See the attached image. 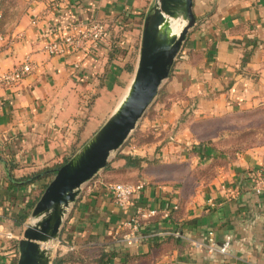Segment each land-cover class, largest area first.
I'll use <instances>...</instances> for the list:
<instances>
[{"label": "crops", "instance_id": "0c3cea01", "mask_svg": "<svg viewBox=\"0 0 264 264\" xmlns=\"http://www.w3.org/2000/svg\"><path fill=\"white\" fill-rule=\"evenodd\" d=\"M150 4L0 0V73L26 60L34 66L0 90V264H18L47 180L31 178L55 172L101 129L100 105L128 94ZM193 10L196 25L137 126L147 138L135 139V163L115 151L69 206L58 240L70 248L98 242L118 252L113 263L138 254L146 264H264V195L253 179L264 164V0H194ZM92 23L109 28L98 47L45 50L72 26ZM108 183L143 188L121 208ZM150 209L158 215L148 217ZM140 210V241L129 246L126 223ZM211 231L217 246L230 242L226 253L209 251Z\"/></svg>", "mask_w": 264, "mask_h": 264}, {"label": "water", "instance_id": "95a60500", "mask_svg": "<svg viewBox=\"0 0 264 264\" xmlns=\"http://www.w3.org/2000/svg\"><path fill=\"white\" fill-rule=\"evenodd\" d=\"M193 7L194 0H156L144 22L140 60L128 94L101 129L55 170L34 207L35 222L19 242L18 264L53 263L51 248L44 245L57 242L67 210L82 186L107 166L111 154L124 145L154 102L188 33L196 25ZM173 19L187 22L179 35L172 30Z\"/></svg>", "mask_w": 264, "mask_h": 264}, {"label": "built area", "instance_id": "2783aa9c", "mask_svg": "<svg viewBox=\"0 0 264 264\" xmlns=\"http://www.w3.org/2000/svg\"><path fill=\"white\" fill-rule=\"evenodd\" d=\"M109 36L108 27L103 23H92L89 25L76 24L72 26L71 30L62 36L59 40L49 42L45 45V50L53 55L63 54L69 48H81L84 47L88 42L93 47H98L99 43ZM34 70L33 63L30 60H26L20 65H16L12 68L7 69L0 73V90L4 88H11L21 81H23L28 75ZM123 153L130 154L133 147H120ZM96 177V176H95ZM254 192L257 195H264V164L255 175H254ZM106 188L112 193L115 203L121 208H126L132 205L133 196L136 190L142 189L143 184L133 185L128 183H108ZM159 211L157 209H150L147 212V216H157ZM163 215L168 218L171 214L170 209H164ZM142 211H138L127 223L130 233L124 236V240L129 246H134L140 241V237L137 236L136 232L140 226V220ZM9 238H12V234H7ZM176 236H181L176 233ZM230 242L224 243L222 246H217L215 241L214 232L209 233L208 249L210 252L226 253L229 249ZM72 250L76 249L71 247Z\"/></svg>", "mask_w": 264, "mask_h": 264}, {"label": "rangeland", "instance_id": "374dc122", "mask_svg": "<svg viewBox=\"0 0 264 264\" xmlns=\"http://www.w3.org/2000/svg\"><path fill=\"white\" fill-rule=\"evenodd\" d=\"M154 2L155 0H151V3L150 5H148V9H147V13L149 14L152 10V7L154 5ZM183 22H185V24H187L186 21H184L183 19H181ZM184 26V24H179L177 27L181 28L180 30H182V27ZM119 97V96H118ZM122 99V96H120L119 98H113L111 100H109L108 102H105L103 103L102 105H100L99 107V113H100V117H99V121H100V125H104L106 123V121L109 119L111 113L115 110L116 106L119 105V103H121V100ZM156 99V98H155ZM155 101V100H154ZM158 101V99H157ZM157 101H155V103L150 105V107L148 108V110L146 111L145 115L146 116L156 105ZM143 116V117H144ZM142 117V119L138 122V124H140V122H142V120H144V118ZM138 126V125H137ZM137 129L136 132L132 131V137L137 139L138 138V141L139 142H143L146 138H147V135H140V131L138 130V127H136ZM132 137L130 138V142L129 143H132L133 142V139ZM135 143V141L133 142ZM132 143V144H133ZM113 154V155H112ZM111 154V157H114V152ZM88 185V183H85L83 185V187H86ZM29 222L25 224V229L27 228V226H30L32 224H34L35 222V219L33 217L30 216ZM23 232V231H22ZM23 237V235H21ZM20 236V237H21ZM45 247L47 248H51V256H52V262L55 260V259H59V258H62L64 257L65 255H67V253L69 252H72L74 250H72L70 248V246L68 244H66L64 242V239L63 238H60L56 243H48L47 245H44ZM102 247V245L98 244V242H94V243H90V244H84L82 247L76 249V254H75V260L77 261H81L79 263H76V264H98V260H99V249ZM109 251V253L111 254V258L104 262V264H120L116 261H114L113 263V259L115 257H117L116 254H118V252L116 251H113V250H110V249H107ZM112 260V262H111Z\"/></svg>", "mask_w": 264, "mask_h": 264}, {"label": "trees", "instance_id": "16d2710c", "mask_svg": "<svg viewBox=\"0 0 264 264\" xmlns=\"http://www.w3.org/2000/svg\"><path fill=\"white\" fill-rule=\"evenodd\" d=\"M108 31H109V28H108ZM129 70L132 71L133 68L130 67ZM159 94H160V91L158 93V96H159ZM158 96L156 97L155 101H157ZM155 101L153 102V104L155 103ZM153 104H152V106H153ZM134 132H136V130H134ZM132 136L133 135L130 134V136L125 141V143L122 146V148H125V147H134L133 146L134 145L133 142L135 141V138H133ZM131 137L133 139V142H132L133 144L132 143H129L130 142L129 140H130ZM77 152H75L72 155V157ZM117 154H119L122 158L126 159L129 164L135 163L134 160H133V158L131 156H129L130 154L123 153L122 152V149H119L117 151ZM71 158L65 159L62 163H60L58 166H56L54 168L57 169L58 167L66 164ZM109 168H110V161H108L107 166L104 169H102L97 175L99 176L100 173H103V172L107 171ZM54 176H55V172H53V168L46 169V170H43V171L38 172L33 178H31L32 181H30V182L32 183L33 181L41 180V179H44L45 177H47V180L44 183V185H43V187H42V189H41V191L39 193V195L41 196L43 194V192L45 191V189L47 188V186L49 185V183L54 178ZM40 196H38V198L36 199L35 203H37V201L39 200ZM31 213H32V210H30L29 212H27V216L31 215ZM76 253L77 252H76V249H75L74 251L67 253V255H65L64 257L59 258V259L58 258L55 259L52 264H76V263H79L81 261H77V260L74 259ZM147 257H148V255H147ZM110 258H111V254L109 253V251L105 247H101L99 249V260H98V264H104V262L108 261ZM144 258H145L144 255H138V254L129 255V256L127 255L126 258H125V260L122 263H120V264H146L147 261H145Z\"/></svg>", "mask_w": 264, "mask_h": 264}, {"label": "bare ground", "instance_id": "6f19581e", "mask_svg": "<svg viewBox=\"0 0 264 264\" xmlns=\"http://www.w3.org/2000/svg\"><path fill=\"white\" fill-rule=\"evenodd\" d=\"M184 24L185 26V22H183L181 19H173L172 20V30L176 35H179L181 33V31L183 30L184 26L182 27V30H180L181 28L177 27L179 24ZM47 245V244H46ZM45 247V246H44Z\"/></svg>", "mask_w": 264, "mask_h": 264}]
</instances>
